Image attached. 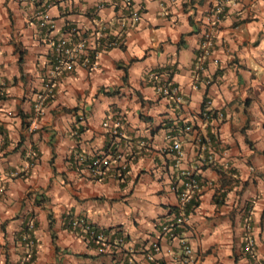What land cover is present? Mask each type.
<instances>
[{
  "label": "crops",
  "instance_id": "1",
  "mask_svg": "<svg viewBox=\"0 0 264 264\" xmlns=\"http://www.w3.org/2000/svg\"><path fill=\"white\" fill-rule=\"evenodd\" d=\"M133 2L139 20L121 0H0V264L29 254L27 264H181V238L198 264H264V0H224L200 75L217 1ZM70 29L97 46L96 67L52 75L53 42ZM103 36L119 43L106 47ZM161 70L182 101L156 90ZM31 151L37 167L13 176ZM99 156L110 167L95 178L87 161ZM190 171L200 186L172 239L162 222L176 215ZM78 219L105 234L106 252L73 227Z\"/></svg>",
  "mask_w": 264,
  "mask_h": 264
},
{
  "label": "built area",
  "instance_id": "2",
  "mask_svg": "<svg viewBox=\"0 0 264 264\" xmlns=\"http://www.w3.org/2000/svg\"><path fill=\"white\" fill-rule=\"evenodd\" d=\"M32 1L38 2L39 0ZM216 1L217 6L211 10V15L209 17L211 26L205 30L200 43V50L195 66V72L197 75L204 73L206 70L209 55L214 47L213 26L221 19V14L223 13L224 0ZM121 3L127 8L129 12H131V16L134 20L140 19V10L135 8L133 0H121ZM38 15L41 16L40 25L42 27H46L47 24H49L48 13H46L45 10H40ZM75 33H77L75 29H70L68 36L60 37L53 42L52 58L54 69L52 71V75L62 72L75 71L79 64L89 66L90 68L96 67V58L98 56L97 46L93 50L89 51L85 38L77 39L75 37ZM101 39H103L102 42L106 45V47L116 46L119 43L118 39L107 38L105 36H103ZM166 73L168 74L166 70H161L158 72L159 75L154 74L156 76V90L162 95H173L177 101H182L183 96L180 94L179 87L165 79L166 77L164 75ZM205 80L207 84L211 83V79ZM52 89V80L49 79L46 82L47 93L40 94L35 104L36 116L43 114L46 101L51 96L50 92H52ZM211 111V109L204 111L201 114L202 117L208 118L211 114ZM192 128V125H185L183 129L191 130ZM169 137L173 139V148L177 151L178 155H183L181 144L178 141V138H174V135H169ZM87 162L88 168L91 170V174L95 178L104 177L110 167V161L108 158H106V156L95 157L91 160H88ZM37 163V156L33 151H31L28 153L27 157L22 160L20 166H18L12 172V175L15 177H27L37 167ZM199 186L200 184L197 176L191 171L187 172L183 180L182 191L179 195V205L177 207L176 215L173 219L171 218L170 220L162 222L160 230L161 235H166L172 239H179L178 228L180 226H184L188 222V204L194 197ZM27 225L31 230V228L34 226V220L31 219ZM72 225L73 227H83V230L87 231V233L94 238V241L98 245V250L100 252L103 253L107 251L110 244L108 243L104 233L97 232L92 225L83 219L73 220ZM21 239L28 248H31L34 245V239L32 238L29 231L22 232ZM120 241H122V239H120ZM180 243L182 247V254L180 256L181 264H198V257L195 255L193 247L188 242V240L181 238ZM154 247L155 250H160L159 243H156ZM252 247L253 240L249 239L246 250H252ZM29 257L30 254L23 257L20 261V264H27ZM153 257L154 255L152 254L149 256V258Z\"/></svg>",
  "mask_w": 264,
  "mask_h": 264
},
{
  "label": "trees",
  "instance_id": "3",
  "mask_svg": "<svg viewBox=\"0 0 264 264\" xmlns=\"http://www.w3.org/2000/svg\"><path fill=\"white\" fill-rule=\"evenodd\" d=\"M20 62L22 63V58L20 59ZM189 206H190V205H189ZM189 206H188V210L190 209ZM22 231H23V232H28V231L30 232V228H29V226H28V225H25ZM31 248H32V247H31ZM30 259H31V258H30ZM30 259H29V260H30Z\"/></svg>",
  "mask_w": 264,
  "mask_h": 264
}]
</instances>
